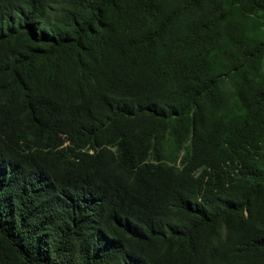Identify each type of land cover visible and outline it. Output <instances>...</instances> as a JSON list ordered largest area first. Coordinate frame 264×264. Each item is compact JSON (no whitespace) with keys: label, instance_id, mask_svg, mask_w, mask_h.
Wrapping results in <instances>:
<instances>
[{"label":"trees","instance_id":"trees-1","mask_svg":"<svg viewBox=\"0 0 264 264\" xmlns=\"http://www.w3.org/2000/svg\"><path fill=\"white\" fill-rule=\"evenodd\" d=\"M0 264H264V0H0Z\"/></svg>","mask_w":264,"mask_h":264},{"label":"clouds","instance_id":"clouds-1","mask_svg":"<svg viewBox=\"0 0 264 264\" xmlns=\"http://www.w3.org/2000/svg\"><path fill=\"white\" fill-rule=\"evenodd\" d=\"M42 175H39L36 171L32 170L26 180V184L30 185H40L42 183ZM42 179V180H41Z\"/></svg>","mask_w":264,"mask_h":264}]
</instances>
